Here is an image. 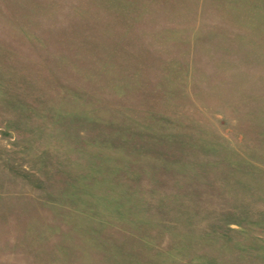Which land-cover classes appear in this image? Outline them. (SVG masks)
<instances>
[{"label":"rangeland","instance_id":"rangeland-1","mask_svg":"<svg viewBox=\"0 0 264 264\" xmlns=\"http://www.w3.org/2000/svg\"><path fill=\"white\" fill-rule=\"evenodd\" d=\"M0 264H264V0H0Z\"/></svg>","mask_w":264,"mask_h":264}]
</instances>
